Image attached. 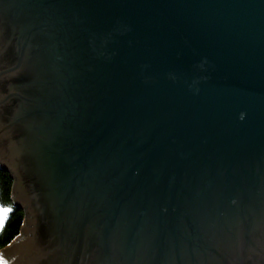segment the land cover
Returning a JSON list of instances; mask_svg holds the SVG:
<instances>
[{"label":"water","instance_id":"water-1","mask_svg":"<svg viewBox=\"0 0 264 264\" xmlns=\"http://www.w3.org/2000/svg\"><path fill=\"white\" fill-rule=\"evenodd\" d=\"M0 168L1 264H264V0H0Z\"/></svg>","mask_w":264,"mask_h":264},{"label":"trees","instance_id":"trees-1","mask_svg":"<svg viewBox=\"0 0 264 264\" xmlns=\"http://www.w3.org/2000/svg\"><path fill=\"white\" fill-rule=\"evenodd\" d=\"M13 183L10 171L0 168V205L10 210L0 227V252L20 235L25 221L24 209L13 203Z\"/></svg>","mask_w":264,"mask_h":264},{"label":"snow or ice","instance_id":"snow-or-ice-1","mask_svg":"<svg viewBox=\"0 0 264 264\" xmlns=\"http://www.w3.org/2000/svg\"><path fill=\"white\" fill-rule=\"evenodd\" d=\"M9 211V209H0V227L4 225L5 216Z\"/></svg>","mask_w":264,"mask_h":264},{"label":"flooded vegetation","instance_id":"flooded-vegetation-1","mask_svg":"<svg viewBox=\"0 0 264 264\" xmlns=\"http://www.w3.org/2000/svg\"><path fill=\"white\" fill-rule=\"evenodd\" d=\"M4 254H5V253H4ZM5 255H6V254H5ZM7 255H8V258H9V259H7V260H10V259H11V260H16L17 257H20V255H14V254L12 253V251H11L10 253H7ZM6 258H7V257H6ZM11 260H10V261H11Z\"/></svg>","mask_w":264,"mask_h":264},{"label":"rangeland","instance_id":"rangeland-1","mask_svg":"<svg viewBox=\"0 0 264 264\" xmlns=\"http://www.w3.org/2000/svg\"><path fill=\"white\" fill-rule=\"evenodd\" d=\"M0 209H6V208H3L1 205H0ZM7 216V215H6ZM6 216H5V218H6Z\"/></svg>","mask_w":264,"mask_h":264}]
</instances>
